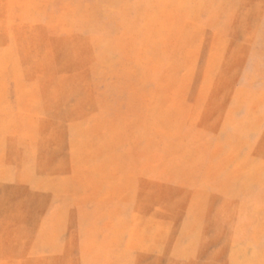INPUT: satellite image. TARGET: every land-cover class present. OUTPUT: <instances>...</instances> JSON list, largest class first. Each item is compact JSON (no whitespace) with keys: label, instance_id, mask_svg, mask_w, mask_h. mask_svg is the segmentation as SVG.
I'll use <instances>...</instances> for the list:
<instances>
[{"label":"rangeland","instance_id":"obj_1","mask_svg":"<svg viewBox=\"0 0 264 264\" xmlns=\"http://www.w3.org/2000/svg\"><path fill=\"white\" fill-rule=\"evenodd\" d=\"M0 264H264V0H0Z\"/></svg>","mask_w":264,"mask_h":264}]
</instances>
